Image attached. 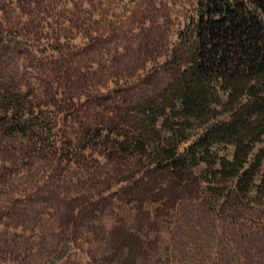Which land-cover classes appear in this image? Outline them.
Segmentation results:
<instances>
[{
  "label": "rangeland",
  "instance_id": "1",
  "mask_svg": "<svg viewBox=\"0 0 264 264\" xmlns=\"http://www.w3.org/2000/svg\"><path fill=\"white\" fill-rule=\"evenodd\" d=\"M204 1L0 0V85L33 116L0 128V264H264V198L228 205L155 153L146 107Z\"/></svg>",
  "mask_w": 264,
  "mask_h": 264
},
{
  "label": "trees",
  "instance_id": "2",
  "mask_svg": "<svg viewBox=\"0 0 264 264\" xmlns=\"http://www.w3.org/2000/svg\"><path fill=\"white\" fill-rule=\"evenodd\" d=\"M185 26V66L146 107L155 153L173 168L203 163L209 193L228 205L264 198V0L199 2ZM6 92L0 85V128L31 131V101Z\"/></svg>",
  "mask_w": 264,
  "mask_h": 264
}]
</instances>
